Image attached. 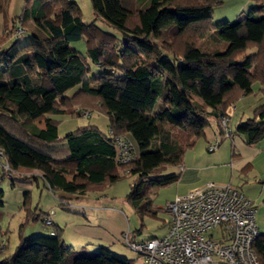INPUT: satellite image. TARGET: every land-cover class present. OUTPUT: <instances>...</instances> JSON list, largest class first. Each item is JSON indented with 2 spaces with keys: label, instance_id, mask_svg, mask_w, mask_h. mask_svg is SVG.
<instances>
[{
  "label": "trees",
  "instance_id": "trees-1",
  "mask_svg": "<svg viewBox=\"0 0 264 264\" xmlns=\"http://www.w3.org/2000/svg\"><path fill=\"white\" fill-rule=\"evenodd\" d=\"M252 1L255 7L246 15L214 23V6L221 0H147L141 7L137 0H91L97 17L121 31L116 45L115 37L84 23L75 1L40 0L31 14L21 15L34 20L31 41L15 49L6 37L0 46V149L11 168L38 169L51 188L69 192L130 173L137 176L127 196L131 201L137 197L134 204L149 186L175 181V175L146 179L177 162L204 134L209 117L219 121L220 113L228 114L252 93L254 82L264 95V0ZM206 35L222 48L202 50L198 40ZM84 36L89 38L87 56L71 47ZM86 57L100 68L92 76ZM75 87L78 92L66 96ZM79 93L95 99L91 107L101 103L110 120L107 134L89 125L59 137L58 121L49 115L67 113L64 100ZM158 101L162 107L153 117ZM40 121L46 122L44 129L35 126ZM219 129L223 132L220 121ZM236 132L248 143L264 138V102ZM126 133L134 157L119 164L116 136ZM29 197L26 193L25 205ZM4 203L0 189V208ZM30 219L40 216L30 212ZM49 229L55 234L21 235L15 252L0 264H132L108 247L90 253L68 250L59 229ZM253 249L264 264V233Z\"/></svg>",
  "mask_w": 264,
  "mask_h": 264
},
{
  "label": "rangeland",
  "instance_id": "rangeland-1",
  "mask_svg": "<svg viewBox=\"0 0 264 264\" xmlns=\"http://www.w3.org/2000/svg\"><path fill=\"white\" fill-rule=\"evenodd\" d=\"M70 1H75L80 6L85 24H93L96 27L94 31H99L105 37H115L114 44L119 45L121 43V38L123 36L121 31L109 22L97 17L93 10L91 0ZM146 2L147 0L141 1V4L144 6V3ZM39 3L40 0H4V8L2 13H0V46L2 42L6 40V37L8 38L5 43H7L8 46H13L15 49L31 41L30 30L34 20L31 17L24 19L21 15L23 13L31 14ZM234 6V0H221V3H216L213 11V22L221 23L226 20H236L237 16L235 14H229V18H226L227 16H218L219 13L224 11L226 12V10L233 11ZM232 11L229 13H232ZM88 39L89 38L87 36H84L80 40L73 41L71 43V47L87 56ZM198 44L202 50L210 53L222 48L221 45L217 44V42L214 41L209 35L200 38L198 40ZM249 53H251L250 50H248L247 55ZM243 59V56L238 57L239 61H243ZM86 61L90 67V76L100 70L99 66L93 63L88 57H86ZM252 88V93L243 96L236 102L235 106L232 105V107H230V111L232 112L230 127L233 130H235L237 125H239L242 112L245 113L246 117H252L253 111L255 109L254 105L262 96L260 83L254 82ZM78 90V87L70 89L67 91L66 96H73L78 92ZM72 99L68 101L65 99L64 106L67 107L68 112L74 111V113L67 112L53 114L55 120L58 121V132L60 138H64L68 133L77 130L79 127L89 125L96 126L104 134L109 132L110 120L103 111L101 103L98 102L97 105L95 104V106L91 107L94 101H91L90 99H95L90 98V96L84 93H79ZM76 100L79 101V105L77 104L74 106L72 103L73 101L76 102ZM86 105L90 106L88 107ZM161 107V102L158 101L154 111L151 113V116H157L155 114L159 111V108L161 109ZM235 107H237V110ZM208 121L210 124L206 126V134L196 140L194 147H192L193 149L189 148L187 150L188 152L186 151V157L190 158L193 164L195 163L196 165L203 167L200 171L199 180L192 185L174 182L172 184L156 187V191L152 193L154 203L166 209L167 202L173 200L177 195L185 194L196 187L205 185L209 181L222 182L223 184L230 183L233 187L245 193L254 201L257 206L256 223L260 232L264 233V138L260 140L258 145L255 146V148H259L260 152L256 153V155L254 154V158L251 160L252 165L245 168V170H239L229 164L231 139L225 137L226 135L219 136L221 139L220 147L218 148L219 150L217 149L214 152H209L207 150L208 141L214 137L213 131H215L218 127L217 120L214 116L209 117ZM164 125L166 127L170 126L168 123H165ZM173 131L177 132L178 130L175 129ZM151 148L153 149V146ZM218 152L219 157L213 160V158L217 156ZM206 154L213 155L209 156ZM170 168L171 169L166 173L171 174L172 172L178 171L177 167L173 166ZM24 172L26 171H18L19 174ZM121 173L123 174L124 172ZM18 177L15 179L7 177L4 168L2 165H0V189L5 193L4 201H6L7 205L9 202L15 203L16 199L14 194L18 192L20 187H25L28 185L25 182L18 181L15 183L13 188L12 180H17ZM136 179L137 176L130 173H125L117 182L108 186L106 191H103L102 195L105 194L109 197H116L117 199L122 200V198L124 199V197L129 193L131 185L136 181ZM31 193L32 203L37 204L39 200V190H37V188L34 190L32 189ZM22 194L23 192L19 196H22ZM136 200L137 197H134L132 201L130 200V202L133 203L136 202ZM132 205L135 206V204ZM0 213V223L3 229H8V234H6V237L8 236L9 238V247L5 252L1 253L2 255L0 254V259L15 252V249L20 241V233H22L24 237H33L40 235L38 234V232H40L39 228L45 226L41 224V221L32 222L33 219L28 220V222L23 225L24 220L21 217L22 212L20 214L21 216L18 215L14 218L8 217L7 213H2V211H0ZM167 216L168 214L165 213L164 210L159 211L158 218L152 217L149 214H144V219L140 216L138 222L140 225L141 223L143 224L141 226H136L138 229H140L139 234H136V236L139 238L138 240H145L153 236H160L164 234V219L167 218ZM22 225L23 227H21ZM46 232H48L47 229ZM117 241L118 242H116V244L109 249L125 258H128L132 264H144L143 258H141L135 251L130 249L122 242V237ZM99 249L100 247L95 248V250Z\"/></svg>",
  "mask_w": 264,
  "mask_h": 264
},
{
  "label": "crops",
  "instance_id": "crops-1",
  "mask_svg": "<svg viewBox=\"0 0 264 264\" xmlns=\"http://www.w3.org/2000/svg\"><path fill=\"white\" fill-rule=\"evenodd\" d=\"M234 1H235V6L233 8L234 9L233 11L226 10V12L224 11L219 13L218 16H227L226 18H229L230 16L229 14H235L238 18L246 15L247 12L254 9L255 7V4L252 0H234ZM137 5H139L140 7L142 6L141 0H137ZM231 11L232 13H229ZM263 102H264V95L262 93V96L258 99L257 103L254 105V108L258 107ZM235 109L237 110V107H235ZM228 114L232 116V112L230 110H228ZM150 115L152 114L150 113ZM212 116L216 118L218 127L216 128L215 131H213L214 137L210 139V141H208L207 150L209 152L216 151L220 147V143L218 148H216L213 151H210L208 149L209 144L212 143V141H214L220 135H225L224 132H222L219 129L218 117L216 115H212ZM49 117L55 119L53 115H49ZM240 118H241L240 123H245L249 117H246L245 113L242 112ZM35 126H37L40 129H44L46 127V122L45 121L36 122ZM205 134H206V128L204 129V134L202 136H204ZM225 137L231 139V143H230L231 149L229 148L230 149L229 164L232 167L239 170H245V168L251 166L252 165L251 160H253L254 154L256 155V153L260 152L259 148H255V146L258 145L260 141L257 143H248L246 137L244 135L237 133L236 129L235 130L232 129L231 136L226 135ZM219 140L221 142L220 137ZM194 145L186 148L177 162L166 163L161 168L157 169L153 174H151L150 177L146 179V181L151 178L165 177L169 175H175L177 176V179L170 183L155 184L152 187L149 186V190L147 191V194L142 196L140 201L137 204H135V206L132 205L134 204V202L133 203L130 202V200L127 197L129 193L124 197V199L122 198V200H119L116 197H109L108 195L105 194L102 195L103 191H106V188H108V186H110L112 183L117 182L118 180L111 181L108 178L102 184L101 183L90 184L87 185L85 190L83 188V190L81 189L74 192H69L62 188H54V189L51 188L49 183L43 177L42 171L38 169H33L28 171L24 170L26 172L22 173V177L19 176L17 180L14 181L12 180L13 188L15 186V183L18 181L25 182L28 185L25 187H20L18 192L14 194V197L16 199L15 203L9 202L7 205L6 201H4L5 202L4 206L0 208V211H2V213H7L8 217L10 218H14L18 215L21 216L20 214L22 212L21 217L24 220L23 225L28 222V214H30V212L31 213L35 212V215L40 216V219H38L37 221L32 220V222L41 221V224L43 225H44L43 222L44 218L47 215H51L54 222V227L56 229H59L61 236L66 244V248L68 250H76L81 253H90L97 251L95 250V248L98 247L112 248V246L115 245L116 242H118L117 240H120L122 235L125 233L129 234L131 240L144 241V240H138L139 238L136 236V234H139L140 232L139 231L140 229H138V227L136 226L138 225L141 226L143 224L141 223L140 225L138 219L140 218V216L144 219V214H149L152 217L158 218L159 211L161 210H164V212L168 214L167 218L164 219L165 233L160 235L163 236L167 234L169 230L170 215L166 209L154 203V200L152 198V193L156 191V187H159L161 185L172 184L174 182H180L186 185H192L199 180L200 171L203 167H201L200 165H196L195 163L193 164L192 160L186 157L187 155L186 151L189 148L193 149L192 147H194ZM212 155L213 154H210L209 156ZM217 157H219V152L217 156L213 158V160L217 159ZM173 166L177 167L178 171L172 172L171 174L166 173L168 170L171 169L170 167ZM65 176L68 181L73 180V175L66 174ZM143 186L144 185H142L141 187ZM146 186L147 185H145L144 187ZM35 188H37V190H39L40 192L39 200L37 204H33L31 199L32 197L31 191L32 189L34 190ZM22 192H23L22 196H19ZM26 193L27 194L29 193L30 196L28 205H25ZM129 203L130 204L132 203L131 204L132 206ZM23 225L21 227H23ZM46 227L47 226H43L42 228H39L40 232H38V234H50L51 229H49V227L47 228ZM46 229L48 230V232H46ZM7 232L8 229H3L0 223V242L3 240V238H6V242H7L5 250L0 252V254L5 252L6 249L9 247V238L8 236L6 237V234H8ZM21 235L24 237V235L20 233L19 238ZM153 237H157V236H153Z\"/></svg>",
  "mask_w": 264,
  "mask_h": 264
},
{
  "label": "built area",
  "instance_id": "built-area-1",
  "mask_svg": "<svg viewBox=\"0 0 264 264\" xmlns=\"http://www.w3.org/2000/svg\"><path fill=\"white\" fill-rule=\"evenodd\" d=\"M220 125L227 136L232 135L231 116L219 114ZM217 137L209 144L210 151L218 148ZM133 145L129 135L116 136V161L127 164L133 160ZM0 165L11 179L18 171L11 168L0 149ZM17 174V176H16ZM170 215L167 234L144 241H134L129 234L122 242L144 260V264H260L253 249L260 235L256 223L255 203L230 183L209 181L167 202ZM44 224L54 225L51 215ZM54 235L55 232L51 231ZM6 238L0 242L4 251Z\"/></svg>",
  "mask_w": 264,
  "mask_h": 264
}]
</instances>
